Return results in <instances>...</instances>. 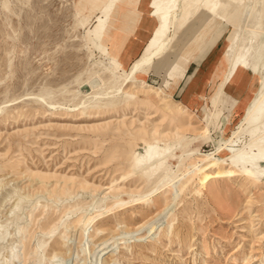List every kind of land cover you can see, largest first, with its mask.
<instances>
[{"label":"rangeland","instance_id":"374dc122","mask_svg":"<svg viewBox=\"0 0 264 264\" xmlns=\"http://www.w3.org/2000/svg\"><path fill=\"white\" fill-rule=\"evenodd\" d=\"M138 1L0 0V264H264V174L205 186L197 169L216 147L241 149L264 134V100L244 119L264 65H237L241 28L191 1L172 29L148 3L152 30L125 65L119 49L139 22ZM167 38L119 96L87 99L100 87L93 80L119 87ZM200 49L199 59L210 49L218 59L195 111L171 93ZM236 70L254 82L235 114L222 106L238 100L224 90ZM144 140L172 144L173 180L136 163ZM216 156L228 157L224 148Z\"/></svg>","mask_w":264,"mask_h":264},{"label":"bare ground","instance_id":"6f19581e","mask_svg":"<svg viewBox=\"0 0 264 264\" xmlns=\"http://www.w3.org/2000/svg\"><path fill=\"white\" fill-rule=\"evenodd\" d=\"M186 1H191L197 5L198 9L201 10L199 13H206L213 16L214 19L226 21L230 25L241 28L243 34L246 35V39L242 41L240 50L234 56V61L237 65L246 66L250 69H257V67L264 65L262 62L264 61V0H151V5L154 12H158L162 19L171 18L170 28L172 29L175 27V22L179 16L183 13V2L185 3ZM242 8H244L243 12H241ZM163 24L166 28V22H163ZM165 28L158 33H163ZM254 38H257L255 43H253ZM168 39L160 41L148 52L144 53L126 74L121 75L122 82L119 87L104 91L102 84L97 79L93 80L92 85L97 83L96 86L100 87L92 93V96L88 97L87 95V99L97 101L102 98L119 96L126 89V85L135 80L137 74L143 72L147 66L154 62L156 57L159 58L164 53L167 49ZM254 46L256 47L255 52L254 50L252 51ZM232 54L233 46L230 48V56ZM262 100H264V83L260 88L258 97L254 99L248 111H246L244 119L248 120L254 115ZM82 103L85 104L86 101ZM261 130L264 131V124L261 125ZM141 147L145 152L136 153L137 157H135L138 165L152 166L154 171L164 168L166 176L162 180L173 177L175 171L173 172L169 165V157L172 156L171 149H173L171 143L165 140L163 145H161V142L151 143L148 140H144ZM223 148L226 150L228 157H217L216 155ZM199 162L197 169L200 172V183L202 185H205L210 179L215 177H231L238 174H242L247 178H259L264 174V165L262 164L264 162V134L258 136L254 133L250 142L246 143L244 148L241 149L218 146L215 152L205 154L199 158ZM223 164L224 167H222ZM194 173L196 174V171ZM22 230L23 228L20 229V231ZM109 248V246H105L101 251L103 250V252L107 253ZM17 256L18 253L15 252L13 258Z\"/></svg>","mask_w":264,"mask_h":264},{"label":"crops","instance_id":"0c3cea01","mask_svg":"<svg viewBox=\"0 0 264 264\" xmlns=\"http://www.w3.org/2000/svg\"><path fill=\"white\" fill-rule=\"evenodd\" d=\"M148 3L151 4V0L138 1V8L141 11L139 22L133 33L126 39L119 49L120 58L125 65H128L130 61L137 56L152 30L154 18L149 13ZM163 28L165 27L163 22H161L159 24L158 32ZM184 29L180 32L179 36L183 33ZM211 50L212 49L208 50L201 59H199V57L202 49L198 51L196 58L191 60L188 64L185 77L178 82L171 93L173 98L182 101L186 106L195 111L202 110V106L207 103L206 96L211 91L212 77L217 68L218 59L217 52H211ZM165 62L167 61L163 62V67H159L158 71H162L163 75ZM240 73H242L241 70H236L224 85V90L226 92L238 97V100L230 109L226 107V105L222 106L224 112L227 110H232V113L235 114L240 112L242 110L243 95L251 90L253 86L254 77H250L247 80H240Z\"/></svg>","mask_w":264,"mask_h":264}]
</instances>
